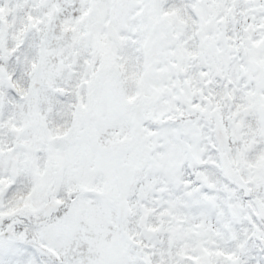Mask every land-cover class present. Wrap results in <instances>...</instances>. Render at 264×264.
I'll return each instance as SVG.
<instances>
[{
	"label": "snow or ice",
	"instance_id": "snow-or-ice-1",
	"mask_svg": "<svg viewBox=\"0 0 264 264\" xmlns=\"http://www.w3.org/2000/svg\"><path fill=\"white\" fill-rule=\"evenodd\" d=\"M0 264H264V0H0Z\"/></svg>",
	"mask_w": 264,
	"mask_h": 264
}]
</instances>
